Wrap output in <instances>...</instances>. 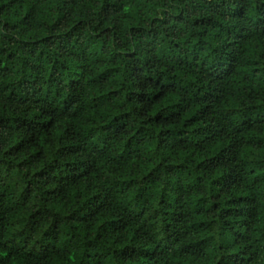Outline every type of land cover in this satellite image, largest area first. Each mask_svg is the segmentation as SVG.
I'll return each mask as SVG.
<instances>
[{
  "label": "trees",
  "instance_id": "obj_1",
  "mask_svg": "<svg viewBox=\"0 0 264 264\" xmlns=\"http://www.w3.org/2000/svg\"><path fill=\"white\" fill-rule=\"evenodd\" d=\"M0 264H264V0H0Z\"/></svg>",
  "mask_w": 264,
  "mask_h": 264
},
{
  "label": "clouds",
  "instance_id": "obj_2",
  "mask_svg": "<svg viewBox=\"0 0 264 264\" xmlns=\"http://www.w3.org/2000/svg\"><path fill=\"white\" fill-rule=\"evenodd\" d=\"M140 9L138 8V6L135 4V2L131 3V4H125L122 7V12L128 15H132L135 16L136 12L139 11ZM143 15H145L146 17H153L155 15L154 12L148 11L147 8L143 9ZM192 44L196 43V39L193 38L191 41ZM200 67H202L205 71H207V65L206 64H202L200 65Z\"/></svg>",
  "mask_w": 264,
  "mask_h": 264
}]
</instances>
